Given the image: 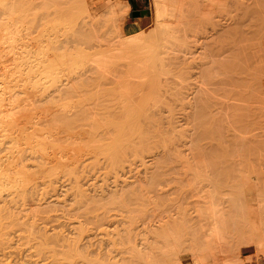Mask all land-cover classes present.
<instances>
[{
  "label": "rangeland",
  "instance_id": "rangeland-1",
  "mask_svg": "<svg viewBox=\"0 0 264 264\" xmlns=\"http://www.w3.org/2000/svg\"><path fill=\"white\" fill-rule=\"evenodd\" d=\"M157 4H160V6L165 5L166 11H167V14L165 16H161V17L156 16V5ZM260 8L261 9L264 8V0H32L31 3L27 2L24 4H19L18 2L14 1V0H2V1H0V42H1V35H3V28L5 26L4 24H5L7 19H12L16 23V25H18L19 27L22 26L21 28H24L22 31V38L20 40V43L23 44V47H24L23 51L24 52L22 53V56L20 57V59L17 60V62H15V61H13L14 56L11 54H7L9 56L5 55L6 57H4V59H1L3 62L0 64V89L6 90V92H7L6 98L8 97L7 98L8 100H12L10 102H14V100L18 101V99H19V103L18 102L10 103V104L16 105V106H14V105L8 104L9 102H7V105H9V106H6L5 102L7 101V99H5L3 107L6 106L5 109H8L6 112L9 114H10V112H12L9 110L15 109L13 107H17V104H18V107L20 105V107H22L25 110L24 111L22 109L23 110L22 113L25 112L24 114H22L20 112V109H16L17 111H19V113L17 112V113L10 114L13 116L11 118H10V116H8L9 114L6 115V117L10 118V119L7 118L6 120H7V123H11V125H12V122H10L9 120H12V121L20 120V121H18L19 123H22V121H23V124H21V125L18 122H15L16 124L13 123L14 126L10 130H13V131L15 130L14 132L17 133L16 137L19 136L18 137L19 139L17 141L22 140L24 136H25L24 137L25 140L29 139L28 141H26V142H28V144L25 143V147L30 148L29 151H28V148L27 149L25 147H24L25 149L22 148L23 146H21L19 148L18 145H16L18 142L16 140H14L15 142H17V143H15L17 148L11 147V145L14 146L13 144H6V145H4L3 149L0 150V156L7 155V153H9V152L17 155L19 153V151L17 152V150H20V149L21 150L23 149L22 151H24V150L28 151V154H26V155L25 154L20 155V153H19L18 156H15L16 158L20 157V158H18L19 160L16 159L15 157H13L14 155H12V154H10L12 157H10L9 155L6 156L8 159H11V161H13L12 158H14V160H18L17 161L18 163H20V159L22 156V162H21V164H19L21 166L20 168L22 169V165H27V163H28V165H30L33 163L34 160H31V159H34L33 158L34 153H35V155H38L36 152H40V151L45 150L44 151L45 154H47V153L48 154L50 153V154L48 155L49 157L47 156L48 158H46V159L42 158V160H48L49 158H51L47 161V163L49 165L50 164H52V165L56 164L55 167L50 166V167H54L55 171L59 170L56 173H59L61 171L65 172V171H63L64 169L65 170L69 169V168H67V169L62 168L60 166L62 168L61 169L60 167H57L59 165H65V167H66V164H70V165H67V167L72 166L71 167L72 170L74 168L77 170V171L76 170L71 171V172L76 171L75 172L76 175H74L75 173L74 174L70 173L72 175L68 174L69 170L66 171L68 173L64 174L66 176L61 177L59 175L60 173L55 174L54 176H58V178H60V179H58L57 177H55L59 181L55 180L58 182L53 181V183L49 184L46 182L47 180L45 181V179L41 178L42 177V176H40L41 174L36 175L37 172H40V171L35 172V169H36L35 167H27V169H25L23 171V172L26 171L25 172L26 175H27V171H29L28 173H31V174L34 173L32 175L31 174L28 175V178L30 177L29 178L30 183H27L26 185H28L29 187H26L24 185L25 186L24 188L25 189L27 188V190H29V191L25 190L26 192H24V191L22 192L20 190L9 189V190H6L3 192L4 198L1 197L2 200L0 198V215H1L0 218L3 217L2 221L6 220L8 222L13 217L18 218L19 222H22V226H21L22 232L20 233L22 235H21L20 240L23 237L26 240L27 239L26 237H29V236L32 237V238L29 237V238H31V240H33V238L35 240H33V241L28 240L29 242L26 241L25 243H23L24 239H22L21 241L19 240V242L18 241L14 242L15 244H13L14 246H12L14 248L9 249L10 253H7V255H8L7 258L6 259L4 258V261H0V264H27L26 262H29L30 264H170L169 263L170 261H168L166 259V257H164V254H162V253L164 252V249L170 250L173 247H176V249H178L179 251H182V253H184L183 251L186 252V253H184L185 255H184L182 261L186 260V259L192 260L190 255L194 252H199L201 250L202 239L200 238V230L195 225V220H194V214L195 213H193L192 208H190L191 206H188V211L186 213L187 215H183L182 212L180 211L181 210L180 209V189H181V187L179 186L178 181L180 180L181 175H180V171H178V169H180V161H179V159H177L178 158L177 157L178 152L176 151L178 148H177V146H175L179 141V138L177 136L179 134H182L183 137L180 136V137H182V139L185 137H186V139L187 138L188 139L189 138L190 139L196 138V139H192V141L195 140L193 142V144L194 145L196 144L195 146L198 147L201 144L203 145V144L207 143L206 141L208 140L209 137H211L210 134L212 133L210 131V128H214V127L216 128V126H215L216 123L218 125V123L220 121H222V120H220L221 116H222L223 120H226L227 117H225V115L226 116H227V114L229 115L230 110H229V108L227 110H225L226 109L225 107H226V105L228 106V104L232 103V101L228 102L227 100L229 98V100L231 99L234 101L235 96H237V94L234 96L232 94L233 93L232 91L230 93L229 89L227 91L228 96L226 95V92H224V91L227 88L231 87V85L226 84V82L228 83V81H226V80H227V76H229V75L231 76L235 71H236L235 73H237L238 76L242 72L240 70L242 67V63H243V61H240L242 53L239 51H242V45L246 43L244 38L247 36L252 37L251 35L258 32L260 34L256 33V35H253L255 41H252V40H254L252 37V40L250 39L252 42H250V40L248 42L255 44L260 40L264 41V37H263L264 36V21L263 22L259 21L260 24H257L258 22L255 20L256 14L254 16L245 17L244 19L242 18V16L247 15L248 13H250L251 11H253L255 9H256V13H261ZM222 11L224 13L225 12L228 13L227 19L222 18V16H221ZM89 14H91V16H89ZM86 19L87 20L90 19L91 24L92 23L95 24L94 26H92L93 28H87L89 25L87 27H85V24H83L82 21L84 22V20H86ZM87 20H86V22H89V20L88 21ZM157 20H162L164 22H168L169 26H171L172 30H174L172 38H170L168 41H166V43L169 47L166 49V52H168L170 56H172L174 53V52H172L171 48L175 47L177 44L183 42V40L186 36L185 32L187 34L188 33L190 34L191 32L194 31V29H197L199 32L207 31L206 35L200 34V36L201 35H202V37L208 36L209 40H206V41H211L210 46H209L210 48L209 49L207 48V50H206L208 53H206L204 51L206 53V54L204 53V55H207V54L209 55L207 57V60H208V59H210L209 57L211 54V60L215 59V60H213V62H210L212 65L210 63H209L210 64L209 66L206 65L207 60H206V58L205 59L203 58V55L201 56L200 50H199V54L198 53L195 54V62H196V64H198L197 68L196 67L189 68V67H187L186 63H183L180 60H176V61L170 60L167 62V59H165L164 60L165 63L163 64V68L166 71V74H163L160 77L157 76L156 72H158L157 70L159 69V66L158 65L156 66V68H157L156 72L152 69L154 64L157 62V59L155 57H152V55L150 56V54H152V51H146L145 52V49H147V48L141 49L138 46L139 44L137 42L135 43V42L131 41V37H133L134 35H138V34L139 35L144 34L145 38H147L149 35L150 36L155 35L157 38L160 37L161 32L159 31V29L156 28ZM209 20L211 22H215V23L209 22L210 24H206V22H208ZM240 20H242L243 22L240 23ZM80 23L83 24L84 28L91 29L92 31L88 30L90 32L89 33L86 32L87 38L84 37L85 33L83 31L82 32L83 37L80 36V38L81 37L82 38L81 39L79 38L80 44L76 48H74L72 42H68V41L65 42L64 40L67 36L69 38L73 34L72 31L82 29V28H80V26H82ZM217 23L218 24L221 23V24L227 26V28H229V31L226 34L220 33L218 31L219 26L216 25ZM84 28L82 30L86 31L87 29H84ZM212 28H216L215 32H214V30L212 31ZM190 29H191V31H190ZM259 35H261L260 39H258ZM141 37L143 38L144 42H146L147 44L155 45L154 42H160L161 41V38L160 39L158 38L157 40H155L156 39L155 38L154 40L152 39L153 41H151L149 43V41H150L149 39L147 40L143 36H141ZM256 37H258V38H256ZM83 38H84V40H83ZM201 41H204V39H201ZM224 42L225 43L228 42V45L231 44L229 46H230V48L232 47V50H234V51L229 50L230 51V52H228L229 57L231 56L230 58H233L232 55H235V56L233 59H230L227 57L228 56V53H227V55L224 56L225 58L227 57L225 64L222 66L223 56H221V55H220L221 57L219 56V58H221L220 59L221 61H220L218 58V55H219L218 51L215 50V48L219 49L220 45H223ZM234 42H235V44H234ZM1 44L2 43H0V51L4 50V52H5V49H2V47H4V45H1ZM95 44H97V45H95ZM98 44H101V47H100V45H99V47H96V48L90 47L92 45L98 46ZM51 46H59L61 48H57L56 50H52ZM213 46H214V51H211V49H213ZM235 49H236V51H235ZM215 51H217V52H215ZM41 52H43V53L45 52V55L48 54L47 58L49 60H51L53 65H56L61 70V75H62L61 79L66 78V76H70L71 73L73 72L71 70L75 69V71H76V70H79L82 68L86 69V70L90 69L86 72V74L88 76H93L96 78H98L99 74H101V73L102 74L103 73L108 74V73L112 72L111 74L114 75L115 72H113V71H115V70H117V73H118V70H121V72H122V70H127L129 68L127 70V72L122 73V74L127 73L126 76L124 75V78L127 76H128L129 80H131L133 78L135 80L142 78L141 80H138V82L133 79L134 81L132 82V85H131V83L128 84V82H130V81L127 80V82H126L127 86L126 85L125 86L128 87L129 85H131L128 87V89L121 88V86H119V84H118V87H115V85L117 83H121V82L116 81L119 78L118 76L113 77V75H111V74H109V76H112V78L110 77L111 78L110 80L115 79V81L113 80L114 82L111 83V85H108V87H111L110 89L108 87L105 89L104 88L105 86L100 87V84L98 85V87H95V88L92 87L93 85H95L97 83V82H95V79H94V81H92L90 84L84 85L85 87L88 86L87 88L83 89L82 87H84V86H82V87L78 86L81 89L77 88L78 90L75 89V91H74L73 89L69 88L72 83H66V81H64L61 83L62 84L66 83V85H67V89L65 90L66 93L62 94V95L60 94L61 96L59 94H57L60 97L57 96L55 98L53 96V97H51V99L54 98L53 99L54 103H59V104L62 103L61 106H59V107H62L64 102L65 103H71V105L77 103V104H80V106L78 105V107H77V106L73 105V107L74 106H75V108L76 107L77 108L83 107V109L85 107L86 108L90 107L91 109L94 108V110L100 111L103 107L101 105L103 102H104L105 107H107L108 103L110 104V101H112L113 98H114L115 102H113L112 106H114V103H116V101L117 102L122 101L124 96L123 97H122V95L120 96V93L124 94L126 97L124 100H127L128 96H126V95L128 93L131 94V92H128V91H132L133 92L132 95L134 96V94L138 90H140L137 93V95L139 94L138 97L139 96L140 97L137 98L136 95L134 96L135 98H137L136 101H134V102L140 108L136 107L135 104H131V103H133L131 100H134V97L132 99H130L129 103H128V101H126L127 106L126 105L122 106V103H120L121 106H119V105L118 106L115 105V106H117V108L122 107V108H118L119 111H120V109H123V110L126 109V111H127L128 109H132V108L133 109L137 108V110L147 108L148 112H149L147 114L149 120H151V118H152V120L155 119L154 121H156V119L158 118L156 122H159V124H158L159 126H162L165 129H167V128L169 129L170 127H172L169 129V131H168V129L166 130L168 132H166L164 130V128L160 129L159 126L157 127L159 130L166 132V134H165V133H161L159 131L161 134H165L164 136H166V138H168V136H169V138H172L170 135L173 136V138L170 139V141H172L175 144L174 146H175L176 150H174L173 146H170L171 149H173V152H169L167 150L168 154H166V155H168V156L163 157V159H164V161H166V163H164L163 161H160V162H162L161 163L162 165L165 164L164 165L165 168H166V166L169 167L170 171L168 170L169 171L168 172L166 170V172H163L165 170V168L163 171L161 169V173H160V171H158L159 175L157 176V175H155L157 172L155 167L158 166L159 168H161L162 165H160L161 167L159 166L160 163H155L157 165H150V167L152 166L154 168V170L152 173H150L149 171H151V169H153V168L150 169V167H149L148 168V170H149L148 172L150 173L149 175H152V177L155 175V177H153V180L148 181L151 177L148 176V173L145 174V172H144L145 170H143L144 168L140 169L141 167L139 166L138 162H136L138 165L136 164L135 166H133L134 172L133 171L128 172L130 175L126 172V174L129 177H125V175H126L125 173L121 174V175L118 173L120 179L124 178V180H128V183H131L130 189L128 191L131 192L133 197L132 198L129 197L130 199L128 198L129 200H127L126 196H129L131 194L127 193V194H129V195H127L125 192H123V194L121 192L120 195H117V196H112L113 198L112 197L110 198V196H109V198H107L108 197L107 195L103 196V192L105 190L113 187L115 185L116 181L120 180V179L116 178L117 179L116 180L115 177H117V176L113 177L112 176L113 172L111 173V175L107 174L110 172L108 170L109 169L108 167H110V166H108V164H110V163H107L108 160H106V157L103 154L94 155V154H96V152H94L95 148H93V149L91 148L93 146L90 147L91 149L86 148L87 146H83V145L87 144L86 142L88 141V139L85 140L86 142L82 141L83 140L82 138H85V134L88 135L87 133L83 132L81 135H77L76 133H72V135H71V132H73L75 130H72L71 132L68 130L64 131V129H67L66 127H64V126H67V124L66 123L63 124L64 122H62V124L64 125V126H62L58 122L61 120L63 115H61V116L59 115L58 119H60V120L57 121V119H56L57 114H55L54 111H57V113L59 111L62 112L63 109L66 108V106L62 110H60L59 107L57 106L59 109V111H58L57 108L54 109V106H56L57 104L55 105L54 103L50 102V103L54 104V105H50V104H48L49 102L46 101L47 102V104L45 103L46 106H40V107L37 106L38 107V109H37L35 107L36 103L32 102V103H34V105L31 106V101H33V100H30V102L28 101V103L31 107L29 108V110H27V108L29 106H26V102H24L25 100H28L27 97L29 99L31 97H33L31 99L35 98V100L40 101L38 97H39V95H41V93H43L44 95H48L52 91V94H50V95L51 96L56 95L53 92L54 87L52 90V88L49 86L50 87L49 91H47L48 90L47 87L45 88L44 86H42L40 88L39 86H36V87H39V88H37L38 90H36V87L33 85L35 83L36 79H34V80H27L26 79L27 76L32 75V72L26 71V70L23 72L21 71V68L22 69L24 67L30 68L29 63L26 61L27 59H29V61H32L34 59H37L38 57L40 58L43 54ZM212 52H215V54ZM230 53H231V55H230ZM235 53L238 55H236ZM235 57H237V58H235ZM157 58L159 60L160 56H158ZM201 58L204 59L203 60L204 62L201 64H203L202 66L205 65V68L201 67L199 65L200 62H202V60L200 61ZM138 59L140 61H138ZM234 59H236V60H234ZM95 60H97L99 63H102V64H100V66H99V63L96 65H98L100 69H104L105 72H103L96 65H94L93 62H95ZM217 60H218V62H216ZM230 60L233 63H231ZM228 61H230V64H228L229 63ZM235 62H238V63H235ZM95 63H97V62H95ZM213 63H215L218 66V68ZM226 63H227V65H226ZM234 63L236 65H234ZM22 64H26V66H24ZM92 65H94L95 68L96 69L98 68V69L96 70L94 68L95 70H93V69L89 68ZM101 65L103 66V68ZM229 65H231V66H229ZM240 65H241V67H240ZM94 66H92V67H94ZM212 66L215 68L212 69L211 68ZM236 66H238V67H236ZM200 67L204 68V69H200ZM206 67L207 68L209 67L210 69H206ZM227 67L230 69H228ZM235 68L236 69L238 68V69L234 70ZM232 69L234 70V72ZM99 70L102 72L100 73ZM129 70H133L132 76H129V74L131 73V72H129ZM134 70L136 71L135 73H134ZM69 71H71V72H69ZM231 71H232V73H231ZM137 72H139V74H137ZM209 72H210V74H209ZM235 73H234V75H236ZM107 74L103 75V76L107 77ZM119 74H120V72H119ZM136 74H137V76H142V77L135 78ZM151 74H152V76H151ZM208 74L211 78H207V77H209V76H207ZM211 74H212V76H211ZM36 75H37V73L34 74V76H36ZM121 75H119V76H121ZM7 76H10V77H8L9 79L7 78ZM103 76H102V79L100 77L101 80H104ZM133 76H135V77H133ZM188 76H189L188 80L195 83L194 84L195 86L189 85V87H194V92H195V90L197 91L196 93H194V96H192V97L187 95V93H189V91H187L185 87L183 88V86L182 87L179 86L182 82V77L187 78ZM216 76H217V78H216ZM219 76H221V77H219ZM261 76L262 77L264 76V71L261 72ZM12 77L13 78L15 77L14 80L12 79ZM18 77H19V79H17ZM122 77L123 76H121V78ZM205 77H206V79H205ZM10 78H11V80H10ZM214 78L217 80H212ZM100 79L97 81L100 82L101 81ZM197 80L199 81L200 85L198 83H196V82H198ZM121 81H123V80H121ZM218 81L219 82L222 81L223 83H221V82L218 83ZM115 82H116V84H114ZM136 82L141 83V84H137ZM104 83L106 84L107 82H104ZM104 83H103V85H105ZM210 83L212 85H210ZM215 83L218 85L221 84V86H217V85H215ZM24 84H27L28 86L23 87ZM30 84H31V86H33V88L34 87L35 88L33 89L32 87H30ZM222 84L226 85V86H223ZM103 85H101V86H103ZM135 85L136 86L138 85V86L132 87ZM19 86H21V88ZM196 86H197V88H195ZM28 87L31 89H29ZM223 87L224 88L226 87V89H224ZM24 88L25 89L27 88V89L25 90ZM42 88H43V91H41ZM32 89L36 90V91H33ZM44 89L45 90L47 89L46 92H44ZM133 89H137V90H134V91H136L135 93H134ZM191 89H193V88H191ZM222 89H224V90H222ZM230 89L232 90L233 88H230ZM21 90H22V92H21ZM102 90L104 92L106 91L105 93H103V95L106 94L107 97H106V95L103 97L100 95L103 92ZM198 90H199L200 94H197ZM39 91H41V92H39ZM178 91L179 92L182 91L181 94H183V95H181V98L177 95L179 93ZM23 92H25L27 97H25L26 95ZM33 92L38 93L37 95H35L36 97H34V95H33L36 93H33ZM47 92H50V93L46 94ZM108 92H109V94L112 93L114 95L113 96L110 95V98H109L108 94H107ZM185 92H187V93H185ZM125 93H127V94H125ZM222 93H224L225 97L227 96V98L223 97ZM229 93L232 94L234 98L231 96H230L231 97L230 98ZM50 95L48 97H50ZM174 96H175V98H173ZM22 98H26V99H22ZM222 98H223V101L226 102L227 104L224 103L222 100H220ZM41 99H43V98H41ZM146 99L148 101H150V103L146 102ZM152 99L154 102L156 101L158 103V105L154 104L151 101ZM176 99H178V100H176ZM225 99H227V100H225ZM45 100L46 99H44L43 101H40L39 103H41V102L44 103ZM49 100H50V98H49ZM182 100H184V101H182ZM139 102H141V103H139ZM143 102H144V104H147V106L143 107ZM151 102L153 105H155L157 107L162 106L161 108L156 107V109H159V110L153 109L155 111H159L158 114L153 113L155 111H152L149 108L148 104H151ZM163 102H164V104L165 103L166 104L164 105ZM219 102H220V104L222 103L221 104L222 107L219 104ZM234 102H236V101H234ZM20 103H22V106ZM23 103L25 106L23 105ZM105 103H107V105ZM116 104H118V103H116ZM129 104H131L132 107L125 108V107H128ZM65 105H67V104H65ZM71 105H69V106H71ZM83 105H85V107ZM153 105L150 107L154 108L155 106H153ZM10 106H12L11 109L8 108ZM33 106L35 108H33ZM69 106H67V107H69ZM100 106H101V109H98V107H100ZM112 106L108 105V107L105 109L106 110H108V109L112 110L113 108L110 109V107H112ZM163 106H166V107H163ZM216 106L218 108H216ZM219 107L221 108V110L222 109L224 111L229 110V112L228 113L226 112V114H225V112L223 110L222 111L219 110L220 109ZM45 108H47V109H45ZM75 108H73L72 110H74ZM95 108H97V109H95ZM117 108H116V110H117ZM68 109H71V108H68ZM213 109L214 110L216 109V110L213 111ZM4 110H3V114H5ZM16 110H13V112H16ZM32 110H34V113L32 112ZM41 110H44V111H41ZM76 110H78V109H76ZM123 110L121 113H123V114L128 113V112H124ZM78 111L81 112V110H78ZM87 111H85V112H87ZM91 111H93V110H91ZM102 111H104V108L102 109ZM52 112L55 114V116H52ZM61 112H59V113H61ZM85 112H83V114L82 113L81 114H75V115H78V117L80 118V119L79 118H76V119H79V121L85 123V122L89 121V119L94 118V117L89 118V119L83 118L85 116L87 117L88 115L90 116V114L86 115L87 113L85 114ZM89 112H90V110H89ZM210 112H212V114ZM62 113L64 114V112H62ZM94 113H96V111H94ZM101 113H103V112H101ZM101 113L96 114V115H93V113L91 114L92 116L100 117L99 118L100 120H98V118H96L97 124L100 123V122L98 123V121H103L102 118L106 117L105 115H102ZM107 113H109V112H107ZM217 113H219V114H217ZM15 114H18V115H15ZM33 114L35 116H37V115L38 116L35 117ZM70 114H73V113H70ZM118 114H119V112L117 111V113H115V115H118ZM128 114H129V116L120 114L123 116V118L120 117V119H122V121L121 122L117 121V120L116 121L119 123H122V122L125 123V121H127L129 117L139 116V115H137V113H135V115H131L134 113H128ZM140 114L142 115L144 113H140ZM152 114H155L153 116H155V117L157 116V117L154 118L152 116ZM23 115H24L25 119L29 116H30V118L32 116L34 118L33 117L31 118L32 121L29 118H27L25 120V119H23L24 118ZM113 115L114 114H109L107 116H110V118H112L111 116H113ZM161 115L164 118L163 120H160ZM17 116H19V117L17 118ZM127 116H128V118H126ZM216 116L219 119V121L216 118ZM38 117H40V120L38 119ZM46 117H48V118H46ZM67 117H69V116H66V118ZM75 117H77V116H73V118H75ZM210 117H212L215 121ZM12 118H16V119L14 120ZM35 118H37L38 120L37 119L35 120ZM52 118H55V120ZM70 118H72V117H69V119ZM110 118L107 117L105 119H107V121H109ZM117 118L119 119V117H117ZM28 119H29V121H31L33 123L32 125L36 124V127H33L32 125L26 124ZM170 119L171 120L174 119L175 121L174 120L170 121ZM211 119H212V122H211ZM34 120L38 121V122H35ZM123 120H125V121H123ZM165 120H167V122H169V121L170 122L166 123ZM24 121H26L25 122L26 125H24ZM63 121H65V120H63ZM74 121H75V119L73 120V122ZM107 121L104 120L102 123H105ZM162 121L165 122V124L162 125L161 124V123H163ZM56 122H58V123L56 124ZM96 122H94V123H96ZM174 122H176V123H174ZM209 122H211V123H209ZM170 123L171 124L173 123V125L171 126ZM51 124H53V125H51ZM23 125H24V128H23L24 130L22 129ZM27 125H28V127H27ZM142 125H143V127H142ZM166 125H167V127H166ZM213 125H214V127H212ZM15 126H17V128L18 127L19 128L16 130V128H14ZM173 126H176V127H173ZM31 127L36 129V131H34ZM140 127L144 128V129H142L143 132L145 129H147V131L144 132L145 136H142L143 142L141 143V145L142 144L147 145V147L151 148V149L154 147V145L156 147V144L158 142H156V144H155V141H157V140L159 141L160 139H157V137H159V136L161 137V135L156 136L158 133L155 134V132H158V129H156V131H154L152 128H150L152 130V131H150V129L146 128L147 126L143 123L140 124ZM19 129L23 130L21 132L25 133V134L28 131H31V130H33V131L29 132L30 136H28L26 138V135H29V134H26L23 136V135H21V132H19L20 131ZM26 129H28V131H26ZM62 129H63V131H61ZM87 129H89V128H87ZM174 130H175V132H174ZM38 131H39V133H38ZM67 131L70 132L68 134H70V136H72L70 140L74 139L73 142L72 141L71 142L73 144L78 143L77 147H75L76 145H73L70 142H69L70 143V145H69V143H67L65 141V139L70 137L67 135V138H65L66 134L63 132H67ZM80 131L82 132V130H80ZM208 131L210 134L207 136L206 132H208ZM34 132H36V134L34 135L35 139L37 140V138L39 137L40 143L37 142L38 140L36 141L34 138H32L33 140H31V137H33L32 135L34 134ZM76 132H78V130ZM16 133H13L14 134L13 136H15ZM61 133H63V134H61ZM188 134H189V137H188ZM154 135H155V137H154ZM201 135L202 136L204 135L203 137H205V141H201L202 139L199 140V138L202 137ZM45 136H46V138H45ZM89 136H91L90 133H89ZM111 136H113V135L111 134L110 137ZM116 136H117V133H116V135H114V137L116 138ZM62 137H64V138H62ZM96 137L97 136H95L93 138H96ZM147 137H148V139H145ZM20 138H22V139H20ZM41 138H42V140H41ZM60 138H62V139H60ZM87 138H88V136H87ZM166 138L164 137L162 140H164ZM169 138H168V141H169ZM175 138H177L178 141H175L176 140ZM56 139H59L58 141L60 143H58ZM75 139L77 140V142L75 141ZM99 139H101V138H99ZM51 140H53V141H51ZM70 140H67V141H70ZM78 140L79 141L81 140L82 142H79ZM89 140H90V138H89ZM94 140L95 139L91 140V142H94ZM96 140H98V139H96ZM162 140H160V141H162ZM23 141L24 140L20 141V143L21 142L24 143ZM29 141H33L36 146H34L32 144V142H31V144L34 147L29 146V145H31L29 143ZM74 141H75V143H74ZM106 141H109V140L106 139ZM106 141L100 140V141L95 142L96 144L100 143L99 145L102 147L101 149H103L102 152L105 149H109V148H107L109 146H108V143ZM63 142H64V144H63ZM151 142H153V144ZM172 142H170V143H172ZM22 143L20 145H22ZM41 143H43L42 146H44L43 150L41 149L42 148ZM66 143H67V146L65 145ZM80 143H82V144L85 143V144L80 145ZM95 143H93V144H95ZM104 143H106V145H105V146H107L106 148H104V146H102V144L104 145ZM55 144H57L62 149L57 148L58 146H56ZM88 144H90V143H88ZM139 144L140 143H138L137 145H139ZM158 144L161 145V143H158ZM167 144H165V145L167 146ZM72 145L74 147L71 148ZM169 145H171V144H169ZM45 146L48 148H45ZM49 146L51 147L52 151L48 150V149H50ZM68 146H69V148H68ZM161 146L162 147H160L159 150L164 149L163 151L162 150L161 151L153 150V151L163 153L164 151H166L165 149H169L168 146L167 147H165L163 145H161ZM10 147L14 149V150L12 149L13 152H11ZM38 147L41 150L35 151L36 150L35 148L38 149ZM83 147H85L86 149ZM111 147H113V146H111ZM137 147H139V146H137ZM9 148H10V151H9ZM31 148H34V149L31 150ZM15 149H16L17 153L15 152ZM55 149H57V150H55ZM71 149L73 152H77L76 150H78L77 153H79V154L73 153L72 151L71 152L73 153V155L76 154V156L81 157V158H79V157L75 156L77 158L76 160H78V161L82 160V162H77V161H74L75 159H71V158H73V156H71L72 153L70 152ZM74 149H76V150H74ZM151 149L148 150V149H146V147H144V149H142V150H144V151H142L143 155L145 157L152 155V152H151V154L149 153V151ZM91 150H94V151L91 152ZM30 152H34L32 154V156H31ZM97 152H98V150H97ZM104 152H108V151H104ZM175 152H177V156H176ZM59 153L62 154L63 157L57 156ZM161 153H160V155H161ZM105 154H107V153H105ZM40 155L43 156V154H40ZM169 155L170 156L172 155V157H170ZM26 156H31V158H29V157L26 158ZM42 156H40V157H42ZM64 157H66L67 159L70 158V160H67V162H65L66 158H64ZM175 157H177V158H175ZM205 157L208 160H206ZM205 157L203 155H201L197 160L201 164L208 165L209 164L208 162L210 161V157L209 156H205ZM25 158L29 159V161L26 160ZM165 158H166V160H165ZM8 159L6 161L7 164L16 163L18 165L17 162H15V161L11 162ZM160 159H162V157ZM167 159H170V160H167ZM176 159H177V161H176ZM145 160H147V158H145ZM159 160H157V161H159ZM8 161H9V163H8ZM69 161H71V162L68 163ZM75 162H77V163H75ZM43 163H44V161H43ZM47 163L45 162L44 164L47 165ZM57 163H59V165ZM62 163H64V164H62ZM75 164H78V165H75ZM175 165H176V167H175ZM56 167H57V169H56ZM47 168L49 169V166ZM107 170L109 172H107ZM18 171H19V169H18ZM111 171H113V170H111ZM19 172H20L19 175L21 174L20 176L23 177L24 175H23V173H21V170ZM41 172L43 173L45 171L43 170ZM53 172L54 171L52 170V172L49 171L47 173L53 174ZM132 173H134V174H132ZM62 174L63 173H61V175ZM143 174H144V176H148L147 177L148 182L145 181L146 177L144 180H142V178L144 177ZM161 174H163V175L161 176ZM67 175H69L71 177L69 178ZM33 176H34V178H33ZM109 176H111L112 178ZM141 176H143V177H141ZM160 176H161L162 180H160ZM73 177H75V178H73ZM31 178H33V179H31ZM44 178H46V177H44ZM48 178L49 177H47V179ZM165 178H168V179H165ZM51 179L54 180V178H51ZM164 179L166 180V182L168 180V183H166ZM23 180L27 181L26 176L24 177ZM135 180H138V181H135ZM157 180H159V181H157ZM162 181H164L165 184L163 185V187L162 186L159 187V183H160V185L163 184ZM23 182L24 181H21L22 185L24 184ZM145 182H147V183H145ZM133 183H134V185H133ZM155 183H157L156 184L157 186H155ZM131 185H133V186H131ZM164 186H167L169 189L173 188L172 189L173 195L169 196V198L167 197L168 199H165V200L161 199L162 200L161 201L156 196L152 195L154 193L152 191L155 190V188L157 190H159L160 188H163V189L167 188ZM30 187H33V188H30ZM131 188H132V190H131ZM133 188H135V189L133 190ZM132 191H134V193H132ZM146 194L148 195L147 198H146ZM154 197L156 198L155 200H153ZM256 197H257V199L260 198V197H258L257 193H256ZM122 202L124 204L123 206H122ZM263 202H264V200L261 201V203H263ZM259 209L260 210H256L254 212H251V215H250L251 218L249 220L250 225L253 224L257 228V230L254 234V237L256 240L261 235H264V222H263L264 212H262L264 210L261 211V207H259ZM153 215L165 216V219H167V224H165L162 227L154 228L152 230L150 228H145V229L142 228V225H143L142 221L147 222L149 220V219H145L144 217L153 216ZM103 217L110 218V220H108V221H113V222L108 223L107 221L103 220ZM185 218H187V221H185ZM243 219H244V217H242L241 214H238L236 217H232V218L226 217L225 218V224H226V226H225L226 230L225 231H226L227 242L226 241L224 242V245H223L224 249H227V248H228V250L231 249L230 248L231 245H233V243H236L235 241H237L239 239L246 241L250 238V233H249V231L246 230L245 223L243 225ZM101 220H102V222H101ZM100 222H101V224H103V222H104V224L100 225ZM238 227H241L240 229H243V230L239 231ZM43 233H45L47 235L57 236V237H53V238H60V241L63 238L62 241H64L65 246H67L66 247L67 248V256L65 258L59 259L57 261H44L40 258L39 251H37L36 248H34L32 245L35 243V241H38L40 239V237ZM139 233H141V235ZM87 239L90 240V242H91V246L88 249V251L91 253L89 257H87L88 253L86 252L85 248L83 247L84 243L86 242ZM31 242H34V243H31ZM139 242L141 244L139 246H136V244ZM30 243H31V245H29L30 246L29 248H31V249H29V250L33 253L28 251L27 250L28 248L26 249V245L30 244ZM251 246L255 249L257 248L254 243L251 244ZM26 251H28V253L33 254V255L29 254L33 258H30V256H28L29 258L26 257L27 256L26 254H28ZM256 251H257V249H256ZM99 252L101 253L100 258L98 255ZM105 254H108V257L116 255L115 260H109L108 257H107V259L103 258V255H105ZM180 264H182V263H180ZM206 264H224V263H222L218 260H212L211 258H208Z\"/></svg>",
  "mask_w": 264,
  "mask_h": 264
},
{
  "label": "bare ground",
  "instance_id": "bare-ground-1",
  "mask_svg": "<svg viewBox=\"0 0 264 264\" xmlns=\"http://www.w3.org/2000/svg\"><path fill=\"white\" fill-rule=\"evenodd\" d=\"M0 1H2V0H0ZM14 1L18 2L19 4H24V3H27V2L31 3L32 2V0H14ZM166 14H167V11H166L165 5L160 6V4H157L156 5V16L157 17H161V16H165ZM254 15L256 17L255 20L258 22L257 24H260L259 21L263 22L264 21V8L261 9V13H256V9H255V10L251 11L250 13H248L247 15L242 16V18L244 19L245 17L254 16ZM89 16H91V14H89ZM221 16H222L223 19H227L228 13L227 12L224 13L222 11ZM86 20H84V22L81 20L82 23L85 24V27H87L89 25L87 28H93L92 26H94L95 24H93V23L91 24V20L90 19H88L89 22H86ZM209 22L210 23H215V22H211L209 20L208 22H206V24H210ZM241 22H243V21L240 20V23ZM82 23H80L82 25V26H80V28L83 29L84 26H83ZM4 25L5 26L3 28V35H1V42L0 43H2L1 45H4V47H2V49H5V52H4V50L0 51V64L3 62L1 59H4V57H6L5 55H7V54L13 55L14 56V60L13 61L17 62V60L20 59V57L22 56V53L24 52L23 51V49H24L23 44L20 43V40L22 38V31H23L24 28H21L22 26L19 27L18 25H16V23L12 19H7ZM216 25L219 26L218 31L220 33H222V34H226L229 31V28H227V26H225V25H223L221 23H219V24L217 23ZM87 28H84V29H87ZM156 28L159 29V31L161 32L160 37H158L159 39L161 38V41L160 42H154L155 45L147 44L146 42H144L143 38L141 37V36L144 37V34H142V35L140 34L141 36L139 34L138 35H134L133 37H131V41H133L135 43L137 42L139 44L138 46L141 49L147 48V49H145V52L146 51H152V54H150V56L152 55V57H155L157 59V62L154 64L152 69L156 72V70H157L156 66L157 65L159 66V69L157 70L158 72H156L157 76L160 77L163 74H166V71L163 68V64L165 63L164 62L165 59H167V62L170 61V60H174V61L180 60L181 62L186 63L187 67H189V68H191V67L192 68H194V67L197 68L198 64H196V62H195V54L196 53L199 54V50H200L201 56L203 55V58L204 59L206 58V60H207V57L209 55L208 54L204 55V53L205 52L208 53L206 50H207V48L208 49L210 48L209 46H210V42L211 41H206V40H209L208 36H204V37H202V35L200 36V34L206 35L207 31L199 32L197 29H194L193 32H191L190 34L188 33L189 35L185 32L186 36H185L183 42L179 43L175 47L171 48L172 52H174V53H173L172 56H170L169 53L166 52V49L169 48L167 43H166V41H168L170 38H172L174 30H172V28H171V26H169L168 22H164L162 20H157ZM82 29H78V30L72 31L73 34L69 38L67 36L64 41L65 42L66 41L72 42L73 47L76 48L80 44L79 43L80 39L83 37L82 36V32L84 31V33H85L84 37L87 38V33L86 32L89 33L90 31H92L91 29H87L86 31L82 30ZM215 29L216 28H212V31L214 30V32H215ZM88 30H90V31H88ZM190 31H191V29H190ZM256 33H258V32H256ZM256 33H254L253 35H256ZM258 34H260V33H258ZM253 35H251V36L253 37ZM261 35H259V38L258 37H256V38L260 39ZM80 36H82V37L80 38ZM252 37L247 36V37L244 38L246 43L242 45V51L243 52L239 51V52L242 53L240 61H243L242 67L240 65V67H241L240 70L242 71L241 74L238 76L237 73H235L236 71L234 72V70H237L238 68L237 69L235 68L234 70L232 69L233 72L236 75H234V73H233L231 76L230 75L227 76V80H226V81H228V83L226 82V84L231 85V87L228 86L229 88H227V89H226V87L225 88L223 87L224 89H226L224 92H226L227 96H228V93H227L228 89H229L230 93H231V91L233 92L232 94L234 96L237 94V96H235V100H234L236 102H234L231 99L229 100V98H228V100L225 99L228 102L232 101V103L228 104V106H227L226 105L227 103L223 101V98L220 99L224 103H226L225 104L226 107L224 106L226 109L225 108L224 109L227 110L229 108L230 112H229V110L228 111H224L223 109L222 110L225 112V114H226V112L227 113L229 112V115L228 114H227V116L225 115V117H227L226 120H223L222 116H221L220 120H222L223 122L220 121L218 123V125L216 123V125H215L216 128L213 125L212 127H214L215 129L214 128H210V131L212 132L211 134L209 133V131L206 132L207 136L210 134L211 137L208 138V140L206 141L207 143L205 142L206 144H203V145L201 144L202 146L200 145V146L196 147L195 146L196 144L195 145L193 144V142L195 140L192 141V139H196V138H192V139H190V138L188 139L187 138L186 139V137H185V138L182 139V137H183L182 134H179V135L177 134L178 135L177 137L179 138V141L177 140V138H175L176 139L175 141H178V143L176 145L172 141H170V139H172L173 136L170 135L172 138H169V136H168L169 141L172 142V143H170L168 141V138H166V136H164V135L172 127H170L169 129L167 128L168 131H166L167 129H165L162 126H159L158 125L159 122H156L158 118L156 119V121H154L155 119L152 120V118H151V120H149L148 116H147V114L149 113L147 108L137 110V108L134 107L136 110L132 108V109H128L127 111H126V109L125 110L120 109V111H119L118 108H122V107H118L117 108L118 105L121 106L120 103H122V106H125L126 103H127L126 101H128V103H129L130 99H132L135 95H136L137 98L140 97V96L138 97L139 94L137 95L138 91H140V90H138L137 92L134 91V90H137L139 87L137 89H133L134 93L136 92L134 94V96L132 95V93H133L132 91H128V92H131V94H129L128 92H127L128 94L125 93V94H127L126 96H128L129 100L128 99L124 100L126 98L125 95L120 93V96L121 95H122V97L124 96V98L122 100L123 102L122 101H118V102L116 101V103H118V104L114 103V106H112L113 102H115L114 98H113V100L111 99L112 101H110V104L107 102L109 106H112V107H110V109L113 108L114 110L113 109L112 110H109V109L106 110L105 108H107L108 105H107V103H105L107 105V107H105L104 102L103 103L101 102L102 103L101 105L103 106L102 109L104 108V111H102L101 106L98 107V109H101V110L97 111V110H94V108L93 109H91L90 107L86 108L85 105H83V106L86 109L85 108L83 109V107L82 108L81 107L77 108L78 105L80 106V104H77V103H75V104L72 103L73 105L77 106L76 108H75V106L73 107V105H71V103H65L64 102L62 107H59V106H61L62 103L61 104L54 103V101H53L54 98L51 99V97L54 96L56 98L58 96L57 94H59V95L60 94L61 95L65 94L66 93L65 90L67 89L66 83H72L69 88L73 89L74 91L77 88H80V87H82L84 85L90 84L92 81H94V79H95V82L98 83V84L96 83L95 85L92 86L94 88L98 87L99 84H100V87H104L105 86L104 87L105 89L108 87V85H111V83H113L115 81V79H113L114 81L110 80L112 78V76H109V74H111L112 72L108 73V74L107 73H103L102 74L101 72L102 71L105 72V71H104V69H100L99 68L100 64H102V63H99L97 60H95V62H97V63H95V62H93V63H94V65L99 63V66L98 65H96V66L100 70H102V71L99 70V72L101 74H99L98 78L100 79V77H101V79H102V76L107 74V77L103 76L104 80L100 79L101 80L100 82L97 81V80H99L98 78L93 77V76H88L86 74V72L88 70H90L88 68H87L88 70L82 68V69H79V70H76V71H75V69H73V70H71L73 72L71 73L70 76H66V78L61 79V76H62L61 75V70L56 65L52 64L51 60H49L47 58L48 54L45 55V52L44 53L41 52L43 54H42V56L40 58L38 57L37 59H34L32 61H29V59H27L26 61L29 63L30 68H25L24 67L23 69L21 68V71L22 72L25 71V70L26 71H31L32 75L31 76H27L26 79L27 80L36 79L35 83L33 85L35 87L39 86L40 88L42 86H44L45 88L47 87V89H48V90L46 89L47 91H49L50 87L53 90V87H54L53 92L56 95H52L51 96L50 94H52V91H51V93L47 92L46 94L50 93L48 95H44L43 93H41V95L43 94L44 96L43 95L42 96L39 95V97H38L39 100L40 101H43L44 99H46V100L44 101V103H42V102L39 103L40 101L35 100V98L31 99V98H33L31 96H30L31 98L29 99L27 97V95L25 94V92H23L26 95L25 97H27V99H28V100H25L24 102H26V106H29L27 108V110H29V108L32 105H34V103H36L35 107L37 109L40 106H46L45 103L47 104V102H49L48 104H50V105H54V104L56 105L57 104L56 106H54V109L55 108L58 109V107H59V109L62 110L66 106L67 109L65 108L62 111V112H64V114L61 111H59V109H58V111L61 112V113L58 112L59 114L57 113V111H54L55 114H57L56 115L57 121L60 120V119H58V116L59 115L60 116L63 115L62 118L60 117L61 120L58 121V122L62 126H64L63 124H65V123L67 124V126H64V127L67 128V129H64V131L68 130V131L71 132L72 130H75V131L71 132V135H72V133H76L77 135H81L83 132L87 133L88 135H86L84 133L85 134V138H82L83 139L82 141H85L86 139H88L89 142L85 141L87 144L83 143V144H85V145H83L82 143H80V145L82 144L83 146H87L86 148H90L91 146H93L91 148L92 149L95 148L94 149L95 151L91 150V152L92 151L96 152V154H94V155L103 154L106 157V160L109 161V162L107 161V163H110V164H108V166H110V167H108L109 168L108 170L110 172L107 170V172H109L110 174L109 173H107V174L111 175V173L113 172L112 176L113 177L117 176V177H115V179L116 178L120 179L119 174L121 175V174H124V173L126 174V172L127 173L128 172H132L133 171V166H135L137 164L136 162H138L139 166L141 167L140 169L144 168L143 170H145L144 171L145 174L148 173V176L151 177L148 181L153 180V177H155V175H157V176L159 175L158 171H160V173H161V169L163 171L164 168H165L164 167L165 164L162 165L161 164L162 162H160V161H163L164 163H166V161H164L163 157H167L168 156V155H166V154H168L167 150L169 152H173V149H171L170 146H173L174 150H176L175 146H177L178 149L176 151L178 152V156H177V152H175V154H176V156L178 158L177 157H175V158L179 159V161H180V169H178V171H180V175H181L180 176V180L178 181L179 182V186L181 187V189H180V209L181 210L180 211L182 212L183 215H187L186 213L188 211V206H191L190 208H192L193 213H195L194 214L195 225L199 228V230H200V238L202 239V248H201V250L199 252H194V253H192L190 255L191 258H192L191 261L193 262V264H206L207 263V259L211 258L212 260H218V261H220V262H222L224 264H235L236 260H238L237 258H238L239 250H240V248L242 246L250 245V244L254 243L255 246L257 247L256 248L257 249V254L259 256H261L264 253V235H261L256 240L255 237H254V234H255L257 228L253 224L250 225V223H249V220L251 218V216H250L251 212H254L256 210H260L259 207H261V211L264 210V202L261 203V201L264 200V76L263 77L261 76V72L264 71V49H263L264 48V41L260 40V41H258L255 44L254 43H250L252 41H255L254 37H253L254 40H252ZM158 38L155 35L154 36H150L149 35L145 39H147V40L149 39L150 40L149 43H150L154 39L157 40ZM201 39H204V41H201ZM83 40H84V38H83ZM249 40H250V42H248ZM234 44H235V42H234ZM95 45H97V44H95ZM99 45L101 47V44H98V46H93L92 45L90 47L96 48V47H99ZM229 45H231V44H229ZM229 45H228V42H226V43L224 42L223 45H220V47L218 46L219 49L215 48V50H217L218 54H219V55L217 54L218 58H219L220 55L223 56L222 66L225 64L226 58L227 57L228 58L231 57V56L229 57V53L228 52H230L229 50H232V47L230 48ZM57 48H61V47H59V46H51L52 50H56ZM211 51H214V46H213V49H211ZM217 51H215V52H217ZM232 51H234V50H232ZM235 51H236V49H235ZM215 52H212V53L215 54ZM227 53H228V56L225 58L224 56H226ZM231 53H230V55H231ZM236 55H238V54H236ZM7 56H9V55H7ZM158 56H160L159 60L157 58ZM232 56L234 58L235 55H232ZM237 57H235V58H237ZM209 58L210 59H208L207 62H206V65H208V66L211 64L210 62H213V60H215V59L211 60V54H210ZM233 58H230V59H233ZM204 59H202V58L200 59V61L202 60V62H200L199 65L201 67L205 68V65L202 66L203 64H201V63L204 62L203 61ZM220 59L221 58H219V60ZM234 60H236V59H234ZM138 61H140V60L138 59ZM230 61H228L229 62L228 64H230ZM216 62H218V60ZM238 62H235V63H238ZM231 63H233V62L231 61ZM235 63H234V65H236ZM213 64H215V63H213ZM22 65L26 66V64H22ZM94 65H92V66H94ZM226 65H227V63H226ZM92 66H90L89 68L95 70L96 69L95 66L94 67H92ZM213 66L211 67L212 69L215 68ZM229 66H231V65H229ZM201 67H200V69H204V68H201ZM236 67H238V66H236ZM102 68H103V66H102ZM217 68H218V66H217ZM206 69H210V68L206 67ZM228 69H230V68H228ZM127 70H122V72H121V70H118V73H117V70L113 71L115 73H114V75L113 74H111V75H113V77L114 76H118L119 78L116 81L117 82H121V83H117V84L115 82L114 83V84H116L115 87H118V84H119V86H121V88L128 89V87L132 85V82L135 79L133 78L134 79L133 80V79H131L129 77L131 79V80H129L128 76L124 78V75L126 76L127 73L126 74H122L124 72H127ZM71 71H69V72H71ZM132 71L133 70H129V72H131L129 74V76L133 75ZM119 72H120V74H119ZM135 72L136 71L134 70V73ZM35 73H37L36 76H34ZM231 73H232V71H231ZM137 74H139V72H137ZM137 74L135 75L136 77L135 76H133V77H135V78L142 77V76H137ZM209 74H210V72H209ZM209 74L207 76H209ZM119 75H121L123 77L121 78V76H119ZM151 76H152V74H151ZM211 76H212V74H211ZM8 77H10V76H7V78ZM206 77H205V79H206ZM219 77H221V76H219ZM14 78L12 77L13 80H14ZM106 78L107 79L109 78V79L107 80ZM188 78H189V76L187 78L186 77L185 78L182 77V82H181V84L179 86L180 87L183 86V88L185 87L186 90L189 91V93H187V92H185V93H187L188 96L192 97V96H194V93H196L197 91L195 90V92H194V87H189V85L193 86L195 83H193L190 80H188ZM207 78H211V77L209 76ZM216 78H217V76H216ZM17 79H19V77ZM141 79H138V80H141ZM10 80H11V78H10ZM121 80H123V81H121ZM127 80L130 81V82H128V84L131 83V85H129L128 87H126L127 86V83H126ZM138 80H135V81L138 82ZM212 80H217V79L214 78ZM64 81H66V83L62 84L61 82H64ZM199 81L198 82L195 81V82L200 85ZM104 82H107V83L105 84ZM220 82L223 83L222 81H220ZM220 82L218 81V83H220ZM103 83L105 85H103ZM216 83H215V85L221 86V84L218 85ZM121 84L122 85L124 84V85L122 86ZM137 84H141V83H137ZM101 85H103V86H101ZM210 85H212V84L210 83ZM24 86H28V85L24 84L23 87ZM78 86H80V87H78ZM137 86L135 85V86H132V87H137ZM223 86H226V85H223ZM19 87L21 88V86H19ZM30 87L33 88V86H31V84H30ZM39 87H36V90H38L37 88H39ZM87 87L84 86L82 88L84 89V88H87ZM43 88L41 89V91H43ZM108 88L110 89L111 87H108ZM191 88H193V89H191ZM195 88H197V86ZM230 88H233V89L231 90ZM29 89H31V88H29ZM224 89H222V90H224ZM36 90H33V91H36ZM46 90L44 89V92H46ZM41 91H39V92H41ZM21 92H22V90H21ZM105 92L103 91L100 95L102 97L105 96L106 94L103 95V93H105ZM6 93H7L6 90L0 89V150H2L4 145H6V144H13L14 146L11 145V147H16V145H18L19 148L21 146H23L22 148H24L25 147V143L28 144V142H26V141L29 140V139L25 140L24 139V137H25L24 135L29 134V135H26V138H27L28 136H30L29 132H32L33 130L36 131V129L33 128V127H36V124L32 125L33 123L31 122L32 121L31 118L33 116L31 118H30V116L27 117L31 121H29V119L27 120L28 123L26 121H24V125H26V124L32 125L33 127H31V128L33 130L28 131V129H26V131H28V132L26 134L22 133L21 131L24 130L23 129L24 125L22 127L23 130H21V129H19L20 131L18 130L19 132H21V135L24 136L23 139L20 138V139L24 140L23 141L24 143L21 142L22 145H20L21 144L20 141H22V140L17 141L19 139L18 138L19 136L16 137L17 133L14 132L15 130L14 131L10 130L14 126L13 123L18 122L20 120L16 121L15 120L16 118H12V119L15 120V121L9 120L10 122H12V125H11V123H7L6 119L8 117H6V115H8L9 113L6 112L8 109H5L6 106H9V105H7V102H9L8 104L15 103V102L19 103V99H18V101L14 100V102H10L12 100H8L7 99L8 97L6 98ZM33 93H36V94H33ZM33 93L32 94L34 95V97H36L35 95L38 94L37 92H33ZM181 93H182V91L177 94L180 98H181V95H183ZM107 94H108L109 98H110V95L111 96L114 95L112 93L109 94V92ZM197 94H200L199 90H198ZM232 94H230L229 97L230 96L233 97ZM49 95H50V97H48ZM222 95H223V97H225L224 93H222ZM60 96H58V97H60ZM227 96L225 98H227ZM106 97H107V95H106ZM41 98H43V99H41ZM49 98H50V100H49ZM137 98L134 97V100H131L133 102L131 104H135L134 101H136ZM173 98H175V96ZM5 99H7V101L5 102L6 106L3 107ZM22 99H26V98H22ZM30 100H33V101H31V106L28 103V101L30 102ZM176 100H178V99H176ZM151 101L154 104L158 105V103L156 101L154 102L153 99ZM182 101H184V100H182ZM32 102H34V103H32ZM50 102H52L54 104H52ZM146 102L150 103V101H148L147 99H146ZM152 102H151V104H152ZM139 103H141V102H139ZM20 104L22 106V103H20ZM65 104H67V105H65ZM131 104H129L130 106L128 105V107H125V108L132 107ZM151 104H148L149 108L152 111H155L153 109H156L157 106L152 104L153 106H155L153 108V107H150V106H152ZM163 104H164V102H163ZM219 104H220V102H219ZM10 105L16 106L15 104H10ZM23 105H24V103H23ZM69 105H71V106H69ZM115 105H117V106H115ZM67 106H69V107H67ZM135 106L138 107L137 104H135ZM144 106H147V104H144V102H143V107ZM35 107L33 106V108H35ZM161 107L162 106H160V107L158 106L157 108H161ZM163 107H166V106H163ZM221 107H222V105H221ZM8 108L11 109L12 106H10ZM13 108H15V109L9 110V111H12V112H10V114L17 113V112L19 113V111H17L16 109H20L21 113L24 110L22 107H20V105L18 107V104H17V107H13ZM68 108H71V109H68ZM73 108H75V109L72 110ZM116 108H117V110H116ZM138 108H140V107H138ZM216 108H218V107L216 106ZM45 109H47V108H45ZM76 109L81 110V112L76 110ZM95 109H97V108H95ZM3 110L5 111L4 112L5 114H3ZM13 110H16V112H13ZM89 110H90V112H89ZM91 110H93V111H91ZM122 110L124 112L134 113V114H131V115H135V113H137V115H139V116H134V117H129L128 118L129 114L128 113L127 114L126 113L125 114L121 113ZM156 110H159V109H156ZM215 110L213 109V111H215ZM219 110H221V108ZM41 111H44V110H41ZM85 111H87V112H85ZM94 111H96V113H94ZM117 111L119 112V114L115 115V113H117ZM32 112L34 113V110H32ZM83 112H85V114L87 113L86 115L90 114V116L88 115L87 117L85 116L83 118H88L89 119V118L94 117L95 119L94 118L89 119V121H87L85 123L79 121L80 118L78 117V115H75V114H81V113L83 114ZM101 112H103L104 114L101 113ZM107 112H109V113H107ZM212 112H210V113L212 114ZM24 113H22V114H24ZM70 113H73V114H70ZM92 113H93V115L101 113L102 115L106 116L105 118H107V117L110 118V116H107V115L114 114L113 115L114 117L111 116L113 119L110 118L109 121H107V119H105V118H102L103 121L106 120L107 122L102 123L103 121H98V123L99 122L100 123L97 124L96 118H98V120H100L99 119L100 117L92 116L91 115ZM140 113H144V114L141 115ZM153 113L158 114L159 111H155ZM10 114L8 116H10V118L13 117ZM55 114L52 112V116H55ZM120 114L128 115L126 117V118H128V120L127 119H126L127 121L123 120V121H125V123L124 122H122V123L117 122V121H120V122L122 121V119H120V117L123 118V116L120 115ZM155 114H152V116L155 115ZM217 114H219V113H217ZM15 115H18V114H15ZM37 116H35V117H37ZM66 116H69V117H72V118L69 119V117H67L68 118L67 119ZM73 116H77V117L73 118ZM18 117L19 116H17V118ZM23 117H24V115H23ZM115 117L116 118L119 117V119L118 118L116 119ZM153 117L156 118L157 116L156 117L153 116ZM161 117H160V120H163L164 118H163L162 115H161ZM212 117H210V118H212ZM10 118H8V119H10ZM46 118H48V117H46ZM76 118H79V119H76ZM216 118H217V116H216ZM23 119H25V117ZM36 119L37 118H35V120ZM38 119L40 120V117H38ZM52 119L55 120V118H52ZM74 119H75V121L73 122ZM212 119H211V122H212ZM63 120H65V121H63ZM173 120L170 119V121H173ZM165 121H166V123L170 122V121L167 122V120H165ZM218 121H219V119H218ZM25 122H26V124H25ZM35 122H38V121H35ZM58 122H56V124ZM62 122H64V123L62 124ZM94 122H96V123H94ZM211 122H209V123H211ZM141 123L145 124L147 126L146 128H149V129L152 128L154 131H156V129H158L157 128L158 126L160 127V129L164 128V130L166 132H163L162 130L158 129V132H155V134L158 133L156 136L161 135V137L159 136V137H157V139L162 140L164 137L166 139H164L162 141H160V140L159 141L158 140L157 141L154 140V141H155V144H156V142L161 143V145H163L165 147L168 146L169 149H165L166 151L161 153V152H155V151H158L160 149V147H162L158 143L156 144V147L154 145V147L152 149L148 148L147 145H144V144L141 145V143L143 142L142 141V136H145L144 132L147 131V129H145L144 132H143L142 129H144V128L140 127ZM174 123H176V122H174ZM19 124L20 125L23 124V121H22V123H19ZM161 124L163 125V124H165V122H163ZM51 125H53V124H51ZM172 125H173V123L171 124V126ZM27 127H28V125H27ZM142 127H143V125H142ZM166 127H167V125H166ZM173 127H176V126H173ZM14 128H16V130H17L19 127L17 128V126H15ZM87 128H89L90 130L87 129ZM77 130H78V132H76ZM80 130H82V132ZM61 131H63V129ZM68 131L67 132H63V133L66 134V136L64 135L65 138H67V135L70 136V134H68L70 132H68ZM150 131H152V130L150 129ZM159 131L161 133H165V134H161ZM174 132H175V130H174ZM13 133H16L15 136H13L14 135ZM38 133H39V131H38ZM63 133H61V134H63ZM89 133H90L91 136H89ZM116 133H117V136L115 138L114 135H116ZM35 134H36V132H34V134L32 135L33 137H31V140H33L32 138L35 139V136H34ZM111 134L113 136L110 137ZM87 136H88V138H87ZM95 136H97V137L93 138ZM180 136H182V137H180ZM71 137L72 136L68 137L67 139H65V141L67 143H69V142L72 143L74 139L70 140ZM154 137H155V135H154ZM188 137H189V134H188ZM202 137L199 138V140L202 139L201 141H205V137H203L204 139ZM45 138H46V136H45ZM62 138H64V137H62ZM62 138H60V139H62ZM89 138H90V140H89ZM92 138L95 139L94 142H91V140H93ZM99 138H101V139H99ZM39 139L40 138L38 137L37 138L38 141L36 139L35 140L37 142H39L40 141ZM96 139H98V140H96ZM106 139L109 140V141H106ZM145 139H148V137L145 138ZM14 140H16L18 143L15 142ZM41 140H42V138H41ZM56 140H57L58 143H60L58 141L59 139H56ZM67 140H70V141H67ZM100 140H104V141H106L108 143L109 147L105 146L106 143H104V145L102 144V146H104V148H106V147L109 148V149H105L104 150V151H108V152H104V151L102 152L103 149H101L102 147L99 145L100 143H98V144L95 143L96 141H100ZM51 141H53V140H51ZM75 141L77 142L76 139H75ZM75 141H74V143H75ZM82 141L80 140L79 142H82ZM31 142H32V144L34 146H36L33 141H29L30 144H31ZM15 143H17V144L15 145ZM67 143L65 144L66 146H67ZM70 143H69V145H70ZM88 143H90V144H88ZM93 143H95V144H93ZM138 143H140V144L137 145ZM151 143L153 144V142H151ZM32 144L29 145V146L34 147V146H32ZM42 144L43 143H41V147H42L41 149L43 150L44 146H42ZM57 144H55V145L58 146ZM63 144H64V142H63ZM165 144H167V146ZM169 144H171V145H169ZM73 145H76L75 147H77L78 143L77 144L75 143ZM73 145L71 146V148L74 147ZM111 146H113V147H111ZM137 146H139V147H137ZM144 147H146V149H148V150L151 149L152 151L150 150L149 153L151 154V152H152V155H149V156L145 157L143 155V153H142V151H144V150H142V149H144ZM10 148H9V151H10ZM25 148L26 149L28 148V151L30 149L29 147H25ZM45 148H48V147L45 146ZM49 148L50 149H48V150L52 151L50 146H49ZM57 148L62 149L59 146ZM68 148H69V146H68ZM83 148H85V147H83ZM12 149L13 148H11V152H13V150H14V149L13 150ZM32 149H34V148H31V150ZM35 149H36L35 151L41 150L39 147H38V149L37 148H35ZM20 150H17V152L19 151L20 155L28 154V151L24 150L26 152L25 153L24 151H22L23 149L21 151ZM55 150H57V149H55ZM74 150H76V149H74ZM97 150H98V152H97ZM153 150H155V151H153ZM161 150L163 151L164 149H161ZM161 150H159V151H161ZM44 151L36 152L38 155H35L34 152H30L31 156L34 153V155H33L34 159H31V160H34V161L30 165H28V163H27V165H22V169L20 168L21 166L19 165L22 162V156H21V159H20V163L17 162L19 160L18 158H20V157H17V158L15 157V156H18L19 153L16 155V154H13V153L9 152V153H7V155L0 156V198L4 196L3 192L6 191V190H9V189L20 190L22 192L23 191L24 192L29 191V190H27V188L26 189L24 188L25 186L29 187L26 184L30 183V179H29L30 177L28 178V175H30L31 173H28L29 171H27V175H26L25 174L26 171L23 172L25 169H27V167H35L36 168L35 172L36 171H40V172H37L36 175L41 174L40 175V176H42L41 178L45 179V181L47 180L46 182L49 183V184L53 183V181L54 182H58L59 181L58 179H60V178H58V176H54L55 174H59L60 173L59 175L62 177V176H66V175H64L65 173L69 172L68 174H70V173L74 174L77 171L75 168L72 170V168H71L72 166L71 167H67V165H70V164H66V167H65V165H59V163H57L59 165L57 167L61 166L62 168H66V169L69 168V169H67V170L64 169L63 171H65V172L61 171L59 173H56L57 171H59V170L55 171V169H54L56 164L55 165H52V164L49 165L47 163V161L49 159H51V158H49L48 160H42V158H45V159L48 158L49 157L48 155L50 154V153L49 154L48 153L45 154ZM71 151H72V149L70 150V152ZM76 151L78 152V150H76ZM15 152H16V149H15ZM77 152H73V153H77ZM73 153L71 155V156H73V158H71V159H75L74 161H77V162H82L81 159H80L81 161L76 160L77 159L76 157H79V156H76V154L73 155ZM105 153H107V154H105ZM160 153H161L162 156L160 155ZM10 154L14 155L13 157L18 159V160H14V158H12L13 161L17 162L19 166L16 163L7 164L6 161H7L8 158L6 156L9 155L10 157H12ZM40 154H43V156L40 155ZM77 154H79V153H77ZM172 155L171 156L169 155V156L172 157ZM201 155H203L204 157L205 156H209L210 157V161L208 162L209 163L208 165H204V164L199 163V161L197 159ZM31 156H26V158L27 157L31 158ZM40 156H42V157H40ZM57 156L63 157L62 154H60V153ZM161 157H162V159H160ZM64 158H66V157H64ZM79 158H81V157H79ZM145 158H147V160H145ZM177 159H176V161H177ZM205 159H206V157H205ZM8 160L11 161V159H8ZM26 160L29 161V159H26ZM67 160H70V158L69 159L66 158L65 162H67ZM157 160H159V161H157ZM165 160H166V158H165ZM167 160H170V159H167ZM206 160H208V159H206ZM9 161H8V163H9ZM13 161H11V162H13ZM43 161H44V163L45 162L47 163V165L49 166V169L47 168L48 166L43 163ZM70 162L71 161H69L68 163H70ZM77 162H75V163H77ZM155 163H160L159 166L162 165V167L160 166L161 168H159L158 166H156V167L154 166L156 168L157 172L152 177V175H149V174L153 172L154 168L152 166L150 167V165H157ZM62 164H64V163H62ZM75 165H78V164H75ZM50 166H54V167H50ZM57 167H56V169H57ZM149 167H150V169L151 168H153V169H151V171H149L148 170ZM175 167H176V165H175ZM17 168L19 169V171L21 170V173H23V175H24L23 177L20 176L21 174L19 175L20 172L18 171ZM51 169L54 171L53 174L47 173L49 171L52 172ZM169 169L170 168L166 166V168H165V170L163 172H166V170L168 171ZM43 170L45 172L42 173L41 171H43ZM74 170H76V171L75 172H71V171H74ZM111 170H113V171H111ZM66 171H68V172H66ZM61 173H63V174L61 175ZM32 174H34V173H32ZM72 174H70V175H72ZM132 174H134V173H132ZM74 175H76V173ZM126 175H125V177H129L128 175L127 176ZM162 175L163 174H161V176ZM25 176H26L27 181L23 180ZM43 176L46 177V178H44ZM67 176L69 178L71 177L69 175H67ZM143 176H144V174H143ZM143 176H141V177H143ZM148 176H144L142 178V180H144L145 177H146L145 181H147V177ZM161 176H160V180H162ZM47 177H49V178L47 179ZM55 177H57L58 179H56ZM75 177H73V178H75ZM109 177H111V176H109ZM33 178H34V176H33ZM33 178H31V179H33ZM51 178H54V180H52ZM165 179H168V178H165ZM55 180H58V181H55ZM21 181H24L23 185H22ZM135 181H138V180H135ZM157 181H159V180H157ZM147 182H145V183H147ZM165 182H166V180H165ZM162 183H161L162 185H160V183H159V187L160 186L163 187V185L165 183H164V181H162ZM166 183H168V180H167ZM130 184L131 183H128V180H124V178H122L120 180H117L113 187H111L110 189H107V190H105L103 192V196L107 195L108 196L107 198H109V196L111 198L112 196L120 195L121 192H122V194H123V192H125L126 194L127 193L131 194V192L128 191L130 189ZM156 184L157 183H155V186H157ZM133 185H134V183H133ZM133 185H131V186H133ZM164 187H167V186H164ZM30 188H33V187H30ZM134 189L135 188H133V190ZM172 189H169L167 187V188H164V189L160 188L159 190H157L155 188V190L152 191V192H154L152 195L156 196L160 200L161 199L165 200V199H168L169 196L173 195ZM131 190H132V188H131ZM132 193H134V191H132ZM256 193L258 194V197H260V198L257 199ZM129 194H127V195H129ZM131 195L126 196L127 197L126 199L129 200L130 198H132L133 195L132 196ZM147 196L148 195L146 194V198H147ZM155 199L156 198L154 197L153 200H155ZM1 200H2V198H1ZM123 205L124 204L122 202V206ZM262 212H264V211H262ZM238 214H241L242 217H244L243 225L245 223L246 230L249 231V233H250V238L248 240H246V241L239 239V240L235 241L236 243L232 242L233 245H231V247H230L231 249H229V250H228V248L224 249V247H223L224 242L225 241L227 242L226 231H225L226 230L225 229V226H226L225 218L226 217H228V218L236 217ZM144 218L145 219H149L147 222L142 221L143 222L142 228H144V229L145 228H150L152 230L154 228L162 227L165 224H167V219H165V216H163V215H160V216L153 215V216H148V217H144ZM2 219H3V217L0 218V261H4V258L5 259L7 258V256H8L7 253H10L9 249L10 248H14V247H12V246H14L13 244H15L14 242H16V241L19 242V240L21 238V235H22V234H20L22 232V230H21L22 229L21 228L22 222H19L18 218H14L13 217V218H11V220L9 222L6 221V220H5L6 222L4 220L2 221ZM103 220L107 221L108 223H112L113 222V221H108V220H110V218H106V217H103ZM185 221H187V218H185ZM101 222H102V220H101ZM101 222H100V225H103L104 222H103V224H101ZM263 222H264V220H263ZM240 228L241 227H238L239 231L243 230V229H240ZM139 234L141 235V233H139ZM29 237H31V236H29ZM29 237H26L27 238L26 240L23 237L22 238V239H24L23 243H25L26 241L29 242V241L35 240L34 238H33V240H31L32 237L31 238H29ZM53 237H57V236L47 235V234L43 233L38 241H35V243L31 242V243H34L32 246L34 248H36L37 251H39V256L44 261H57L59 259L65 258L67 256V248H66L67 246H65L64 241H62L63 238L60 241V238H53ZM31 243L27 244L28 246L26 245V249L28 248L27 249L28 251H30L29 249H31V248H29L30 247L29 245H31ZM140 244L141 243L139 242V243L136 244V246H139ZM90 246H91V242H90V240L87 239L86 242L84 243V246H83L85 248L86 252L88 253L87 257H89L90 254H91L88 251ZM28 251H26V252L28 253ZM183 252L186 253L185 251H183ZM31 253H33V252H31ZM31 253L26 254L27 255L26 257L30 256L29 254H31ZM184 253H182V251H179L178 249H176V247H173L170 250H165L164 249V252L162 254H164V257H166V259L168 261H170L169 262L170 264H180V263H182V259H183L184 255H185ZM31 255H33V254H31ZM98 255H99V258H100L101 257V253L99 252ZM107 257H108V254L103 255V258L107 259ZM115 257H116V255L115 256H109L108 258H109V260H115ZM30 258H33V257L30 256ZM26 263L30 264L29 262H26Z\"/></svg>",
  "mask_w": 264,
  "mask_h": 264
},
{
  "label": "crops",
  "instance_id": "crops-1",
  "mask_svg": "<svg viewBox=\"0 0 264 264\" xmlns=\"http://www.w3.org/2000/svg\"><path fill=\"white\" fill-rule=\"evenodd\" d=\"M237 259L235 264H264V253L259 256L251 244L245 245L240 248ZM182 264H193V262L186 259L182 261Z\"/></svg>",
  "mask_w": 264,
  "mask_h": 264
}]
</instances>
